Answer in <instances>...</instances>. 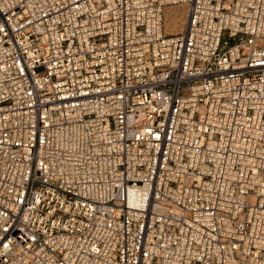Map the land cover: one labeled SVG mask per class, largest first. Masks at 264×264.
<instances>
[{
	"label": "built area",
	"instance_id": "2783aa9c",
	"mask_svg": "<svg viewBox=\"0 0 264 264\" xmlns=\"http://www.w3.org/2000/svg\"><path fill=\"white\" fill-rule=\"evenodd\" d=\"M0 264H264V0H0Z\"/></svg>",
	"mask_w": 264,
	"mask_h": 264
},
{
	"label": "rangeland",
	"instance_id": "374dc122",
	"mask_svg": "<svg viewBox=\"0 0 264 264\" xmlns=\"http://www.w3.org/2000/svg\"><path fill=\"white\" fill-rule=\"evenodd\" d=\"M175 13H177V15L172 16L171 18L170 17L166 18L167 29L170 32L171 31H180L181 28L183 27L184 22H185V10H183L181 8H170L167 12V16L169 14H175ZM169 22L171 23V27H170Z\"/></svg>",
	"mask_w": 264,
	"mask_h": 264
},
{
	"label": "bare ground",
	"instance_id": "6f19581e",
	"mask_svg": "<svg viewBox=\"0 0 264 264\" xmlns=\"http://www.w3.org/2000/svg\"><path fill=\"white\" fill-rule=\"evenodd\" d=\"M175 15H177V13H175V14H169V15L167 16V18H168V17L171 18L172 16H175ZM167 21H168V20H167ZM169 24H170V27H171V23H170V22H169ZM174 32H175V31H174Z\"/></svg>",
	"mask_w": 264,
	"mask_h": 264
}]
</instances>
